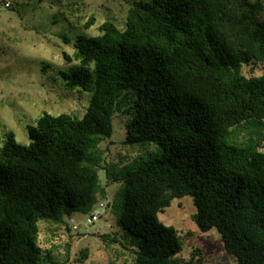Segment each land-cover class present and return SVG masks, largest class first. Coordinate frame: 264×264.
<instances>
[{
  "label": "trees",
  "instance_id": "trees-1",
  "mask_svg": "<svg viewBox=\"0 0 264 264\" xmlns=\"http://www.w3.org/2000/svg\"><path fill=\"white\" fill-rule=\"evenodd\" d=\"M58 2L80 20L79 0ZM127 2L121 26L107 17L96 34L59 35L75 49L60 75L87 93L83 114L43 112L27 125V144L4 135L0 264H64L40 245L39 222L70 227L100 204L117 229L97 236L131 264H200L178 256V230L158 219L184 196L198 229L216 228L236 264H264V70L242 71L264 69V1ZM115 116L124 118L122 143L135 148L120 163L101 147L112 143ZM250 123L238 140L232 127Z\"/></svg>",
  "mask_w": 264,
  "mask_h": 264
},
{
  "label": "rangeland",
  "instance_id": "rangeland-1",
  "mask_svg": "<svg viewBox=\"0 0 264 264\" xmlns=\"http://www.w3.org/2000/svg\"><path fill=\"white\" fill-rule=\"evenodd\" d=\"M5 1H9L11 7ZM127 1L79 0L83 5L76 12L80 20L71 18L73 24L66 16L67 12L60 8L58 0H0V145L9 131L14 133L18 142L27 144L26 127L33 125L43 112L83 114L87 93L81 88L67 86L60 75L69 67L64 53L72 56L75 49L59 35L73 40L78 33L96 34L98 25L107 17L121 26L129 7ZM90 16L95 18L94 24L81 30L78 26ZM45 63L50 66L43 68ZM263 70L262 67L246 65L242 68L247 75L260 74ZM114 126L112 143L104 142L101 147L108 161L120 163L129 160L135 148L122 143L124 118L115 116ZM240 128L251 129L252 123L232 127L239 133L238 140H244L246 132ZM260 149L264 150V141ZM99 176L104 180L102 170H99ZM115 187H109V198ZM194 213L191 198L184 196L174 199L158 214V219L175 227L182 238L178 256L184 260L191 257L200 259V264H236L235 257L226 251L216 228L200 231L193 220ZM73 216L79 225L77 231L65 225L40 221V245L52 249L64 264H131L128 254L121 256L117 253L119 247L116 244L104 243L97 236L116 233L115 217L108 207L93 224L84 223V214ZM83 251H86V258H81Z\"/></svg>",
  "mask_w": 264,
  "mask_h": 264
},
{
  "label": "built area",
  "instance_id": "built-area-1",
  "mask_svg": "<svg viewBox=\"0 0 264 264\" xmlns=\"http://www.w3.org/2000/svg\"><path fill=\"white\" fill-rule=\"evenodd\" d=\"M5 4L7 5V3H5ZM102 211H103V206H102V204H100L99 208H96L91 213L85 215V222L84 223L85 224H93L95 221L100 219V217H101L100 215H101ZM68 224L75 231H77L79 228V225L76 222L74 216H71L68 219Z\"/></svg>",
  "mask_w": 264,
  "mask_h": 264
}]
</instances>
